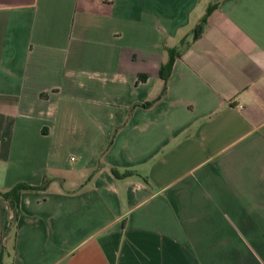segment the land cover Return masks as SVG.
<instances>
[{
  "label": "crops",
  "instance_id": "0c3cea01",
  "mask_svg": "<svg viewBox=\"0 0 264 264\" xmlns=\"http://www.w3.org/2000/svg\"><path fill=\"white\" fill-rule=\"evenodd\" d=\"M16 185L0 264H264V0H0Z\"/></svg>",
  "mask_w": 264,
  "mask_h": 264
},
{
  "label": "trees",
  "instance_id": "16d2710c",
  "mask_svg": "<svg viewBox=\"0 0 264 264\" xmlns=\"http://www.w3.org/2000/svg\"><path fill=\"white\" fill-rule=\"evenodd\" d=\"M208 11L206 10V12L204 13V15L199 19L198 23L195 25V27L192 30V39L195 40L200 33L202 32V29L204 27V24L206 22V17H207ZM170 53L171 56V50L168 51ZM170 63H171V57L166 60L165 63L161 64L159 66L158 69V76L160 78V80H162V82H165L169 73V68H170ZM149 104V103H148ZM24 189H33L31 187H26L24 185H16L14 187H12L10 190L1 193L0 196L6 200H8L12 206L14 207V209L17 208V201H18V194L21 190Z\"/></svg>",
  "mask_w": 264,
  "mask_h": 264
}]
</instances>
